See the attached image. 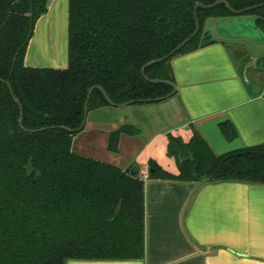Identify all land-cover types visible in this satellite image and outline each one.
Returning a JSON list of instances; mask_svg holds the SVG:
<instances>
[{
	"label": "trees",
	"instance_id": "obj_1",
	"mask_svg": "<svg viewBox=\"0 0 264 264\" xmlns=\"http://www.w3.org/2000/svg\"><path fill=\"white\" fill-rule=\"evenodd\" d=\"M47 1L0 0V264L140 259L145 206L138 166L122 169L73 150L88 90L101 86L116 104L163 100L157 98L173 90L172 59L215 42L204 29L207 19L253 16L264 34V0H227L234 10L255 7L241 14L224 4L199 7L196 16V2L215 0H68L66 67L27 66L26 48ZM196 19L197 34L143 74L146 63L194 31ZM106 106L94 89L87 110ZM220 127L226 138L235 136L230 122ZM136 132L130 124L111 130L108 150L117 152L120 136ZM166 148L178 173L150 159L148 178L264 185V141L216 154L194 130L187 142L169 135Z\"/></svg>",
	"mask_w": 264,
	"mask_h": 264
},
{
	"label": "crops",
	"instance_id": "obj_2",
	"mask_svg": "<svg viewBox=\"0 0 264 264\" xmlns=\"http://www.w3.org/2000/svg\"><path fill=\"white\" fill-rule=\"evenodd\" d=\"M46 7L34 25L24 63L63 68L68 0H48ZM57 22L63 23L61 40ZM236 24V36H250L255 48L264 50L261 35L239 33L246 23ZM251 57L243 45L214 42L172 59L176 92L171 97L88 111L82 131L73 138V150L122 169L138 166L144 180V255L66 264H264V185L209 180L199 185L147 177L150 159L178 173L175 159L166 153L169 135L187 142L197 130L216 154L264 141V54ZM225 121L234 127L231 139L222 133ZM122 124L137 132L122 134L118 151L111 152L109 132Z\"/></svg>",
	"mask_w": 264,
	"mask_h": 264
},
{
	"label": "water",
	"instance_id": "obj_3",
	"mask_svg": "<svg viewBox=\"0 0 264 264\" xmlns=\"http://www.w3.org/2000/svg\"><path fill=\"white\" fill-rule=\"evenodd\" d=\"M220 4H224L231 12L235 13V14H241L247 10H249L250 8L252 7H255V6H252V7H248V8H244V9H240V10H234L231 8L229 2L227 0H215L214 2L210 3V4H203L201 2H196L195 5H194V15L196 16V11L197 9L200 7V8H203V9H209V8H212V7H215L217 5H220ZM261 5H264V4H261ZM32 9V8H31ZM30 16H32V13H30ZM244 18H247V19H250L253 23V16H247V15H237L235 17H224V18H211V19H207L206 20V23H205V27L204 29L205 30H208L210 35H211V38L215 41V42H218V43H226V44H239V45H243L245 46L251 53L252 57L251 59H256V57L264 54V50H259V49H256V41L251 38L250 36H247V35H235V36H231V35H227V34H222L219 30H218V24L223 21H226V20H229V19H237V20H242ZM254 25V23H253ZM239 27V26H238ZM245 26L244 25H241L239 27V29H237V31L239 33H244L246 32V30H244ZM200 29V26H199V22L198 20L196 19L195 20V29L194 31L187 37L185 38L182 42H180V44L178 46H176V48L174 50H172L168 55H166L164 58H159V59H156V60H152L148 63H146L142 69H141V72L144 74V69L147 65H150L154 62H157V61H161L162 59H165L167 57H169L170 55H172L173 53L177 52L178 50H180L192 37H194L197 32L199 31ZM262 36V38L264 39V34L261 32L260 34ZM15 57L13 59V61L15 62ZM146 79H148L149 81L151 82H157V81H161V80H157V79H149L147 77H145ZM167 82V81H166ZM167 83H170V82H167ZM173 90L167 94L166 96H164L163 98H157L158 99H166V98H169L171 97L172 95H174V93L176 92V86L174 83H170ZM7 85L9 87V91L10 93L13 95V91H12V88H11V85L9 83V81H7ZM94 89H99L104 98L108 101V103L110 104V106H124V105H130V104H133V101H127V102H124V103H119V104H116V103H113L107 96L105 90L101 87V86H98V85H95V86H92L91 88H89L88 90V96H87V99L85 101V104H84V118H83V121L81 123V126L80 127H83L84 124H85V121H86V117H87V113H88V110H87V104H88V99H89V96L90 94L92 93V91ZM15 102L19 104V101L16 97H13ZM19 107H20V116H19V125L22 127V109H21V106L19 104ZM64 127V126H62ZM66 128V127H65ZM43 128H39V130H41ZM34 131V130H33ZM208 181V178H204L203 180H201L199 182V185L205 183Z\"/></svg>",
	"mask_w": 264,
	"mask_h": 264
},
{
	"label": "rangeland",
	"instance_id": "obj_4",
	"mask_svg": "<svg viewBox=\"0 0 264 264\" xmlns=\"http://www.w3.org/2000/svg\"><path fill=\"white\" fill-rule=\"evenodd\" d=\"M232 23H233V25H234V23H237L234 27H237V25L239 23H244V24L246 23V26H245L246 33H249L251 35H260L261 34V31L253 25V23L250 19H247V18H244L242 20L229 19V20L223 21L222 23L220 22L218 25V30L221 33H224L227 35H235L236 33L234 31H232V27H233ZM56 26H57V38L59 40H61L60 37H61L62 29H63V24H62V22H59V23L57 22ZM247 78H248V75H247Z\"/></svg>",
	"mask_w": 264,
	"mask_h": 264
},
{
	"label": "bare ground",
	"instance_id": "obj_5",
	"mask_svg": "<svg viewBox=\"0 0 264 264\" xmlns=\"http://www.w3.org/2000/svg\"><path fill=\"white\" fill-rule=\"evenodd\" d=\"M59 23V22H58ZM63 24V23H62ZM62 26V25H61ZM62 28V27H61ZM59 40V39H58Z\"/></svg>",
	"mask_w": 264,
	"mask_h": 264
}]
</instances>
